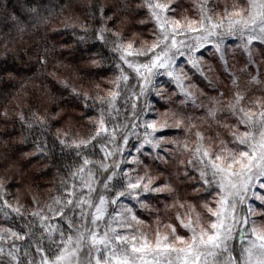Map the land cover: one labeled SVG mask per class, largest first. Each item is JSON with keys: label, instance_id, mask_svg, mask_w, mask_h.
Instances as JSON below:
<instances>
[{"label": "snow or ice", "instance_id": "obj_1", "mask_svg": "<svg viewBox=\"0 0 264 264\" xmlns=\"http://www.w3.org/2000/svg\"><path fill=\"white\" fill-rule=\"evenodd\" d=\"M0 22V101L20 67L60 85L2 105L0 139L18 123L57 179L0 175V264H264V0H23Z\"/></svg>", "mask_w": 264, "mask_h": 264}, {"label": "trees", "instance_id": "obj_2", "mask_svg": "<svg viewBox=\"0 0 264 264\" xmlns=\"http://www.w3.org/2000/svg\"><path fill=\"white\" fill-rule=\"evenodd\" d=\"M0 2L6 4L9 8V11H12L14 9H18L19 5L23 3V0H0ZM59 0H53V3H58ZM65 3L68 2V0H64ZM87 0H76V3H85ZM108 3H112L113 0H107ZM80 15V12L78 10H72L68 9L62 14H58L57 16L53 17L50 24L47 26H42L41 31L44 30L45 27L49 30L51 34V29L56 28L60 29L63 27V25L60 23V21L64 20L65 17L69 15ZM9 24H11V20L8 21ZM5 31H8V29L4 28V25L2 22H0V38L4 36ZM25 46H28L31 44L30 37L28 35L24 36L23 42ZM0 52H2V49H0ZM56 57L58 59H62L65 64H69L73 61V57L69 55L68 50H63L57 47L56 50ZM78 62V61H76ZM56 63V59L52 60V63L49 65L48 71H53L52 65ZM83 67V65H81ZM35 70H29L24 67H20V78L14 82L15 87H11L8 89L10 92V103L8 101H0V111H2V105L8 104V107L10 109L16 108L18 102L20 103V106L23 107L25 110L29 107V105L32 104L33 98L35 96L41 95L43 92H48L50 90H55L56 88H59L60 85L56 83V78L53 76H47V75H39L34 74ZM60 77H67L69 80L74 81L79 85L80 81L76 80L72 68H59L58 69ZM28 77H31V79H27ZM23 84L24 88L20 91V95L16 100L11 99L12 96L16 95L17 91L20 90V85ZM47 85V87H45ZM41 106H43L42 100H41ZM17 110H19L17 108ZM10 115L14 116V112H10ZM17 132L13 135V137L8 138L4 137L0 139V175L4 174V161L8 159L9 157H15L19 154H22L20 151L14 152V149L19 146V124H16ZM7 140L8 142L5 143L4 141ZM23 151H30V147L27 145L22 146ZM30 159V157H24L21 161V166H23L24 169H26L29 164H27V161ZM31 164H35L36 166L33 169V172L30 176H28V179L31 183V179L34 177L38 182V189L36 184H32V192L31 194H39L41 197H44L48 194V190L54 185L56 182V177L53 174L43 175V172L46 171L43 167L42 161L33 160ZM16 179H20V175H16Z\"/></svg>", "mask_w": 264, "mask_h": 264}, {"label": "rangeland", "instance_id": "obj_3", "mask_svg": "<svg viewBox=\"0 0 264 264\" xmlns=\"http://www.w3.org/2000/svg\"><path fill=\"white\" fill-rule=\"evenodd\" d=\"M77 15V14H76ZM44 93V92H43ZM42 94V93H41ZM48 97L45 95L42 97V103L46 102ZM25 156L23 154H19L15 157H9L4 161V172L7 169L8 173L10 175L15 174V175H20L21 178V173H23V176L26 177L27 179L25 180L26 184H30V181L28 179V176H30L33 172L34 167L36 166L35 164H29V166L24 169L23 166H21V161ZM20 180V179H18ZM32 187V186H31ZM29 193H26L28 195Z\"/></svg>", "mask_w": 264, "mask_h": 264}]
</instances>
